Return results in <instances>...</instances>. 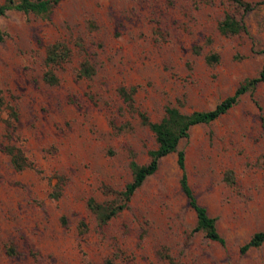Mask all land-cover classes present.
<instances>
[{
    "label": "rangeland",
    "instance_id": "1",
    "mask_svg": "<svg viewBox=\"0 0 264 264\" xmlns=\"http://www.w3.org/2000/svg\"><path fill=\"white\" fill-rule=\"evenodd\" d=\"M225 13L246 30L220 34ZM55 40L70 55L53 68L58 83L48 85L44 49ZM261 50L264 3L242 13L232 0H58L47 18L0 16V264H264V243L239 251L264 230V81L177 144L192 194L224 244L190 232L195 215L178 184L175 152L107 222L98 224L86 205L113 199L130 180L128 161L147 162L155 147L118 85L137 86L134 104L151 120L166 105L207 110L257 73ZM208 53L218 61L206 64ZM82 59L94 67L89 79L75 77ZM8 105L17 113L9 139ZM6 143L33 168L14 170ZM226 169L232 184L223 180Z\"/></svg>",
    "mask_w": 264,
    "mask_h": 264
},
{
    "label": "trees",
    "instance_id": "2",
    "mask_svg": "<svg viewBox=\"0 0 264 264\" xmlns=\"http://www.w3.org/2000/svg\"><path fill=\"white\" fill-rule=\"evenodd\" d=\"M57 2L58 0H2L0 2V16L5 15L9 10H15L24 14L31 13L35 16L47 18ZM232 2L237 10L245 13L252 10L256 5L264 3V0L255 2L232 0ZM216 28L222 35H234L246 30L241 19L236 18L230 13L223 15L217 22ZM260 53L264 56V50H261ZM69 55L70 48L62 40H55L45 46L43 56L44 70L41 73V79L44 83L48 85L58 83V77L53 68L66 61ZM203 58L208 65L218 61V56L215 53L205 54ZM94 72L93 65L87 59H82L75 69V77L89 79ZM262 81H264V63L254 76L244 78L233 89L230 95L219 100L211 109L184 112L178 106L166 105L163 107V112L157 120L149 119L144 111L136 108L133 98L137 88L136 85H118L115 89L117 96L127 110L135 112L139 122L145 125L151 132L155 147L147 150V162L140 164L132 158L128 161L131 174L130 180L124 184L121 190L113 191V199L104 202H96L92 198L87 199L86 205L94 215L96 222L103 224L127 208L130 196L142 184L144 179L157 169L159 159L169 153L175 152L176 164L180 171L178 184L195 215V222L190 232L200 231L205 238L216 241L219 244H224V239L216 229L215 218L207 214L205 207L199 205L192 194L184 170V153L181 149H177V144L180 139L188 136V130L191 126L206 124L217 119L237 103L240 95L244 93L252 94L255 86ZM1 104L2 99L0 97ZM7 110L8 118L4 119V127L7 132L6 136L9 139L11 132L15 129L13 123L17 119V113L11 105L7 106ZM2 150L7 155L9 163L14 170L20 171L25 168H33V163L18 146L6 143L2 146ZM223 180L228 184L233 183L232 172L229 169L224 171ZM55 187L57 189L49 194L50 197L56 198L58 196L59 187L58 185ZM262 243H264V230L255 231L239 246V251L241 253L245 252L249 248L260 246ZM162 256L169 261L171 260V257L167 253H163ZM105 264H111V260H105Z\"/></svg>",
    "mask_w": 264,
    "mask_h": 264
}]
</instances>
